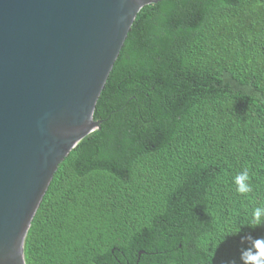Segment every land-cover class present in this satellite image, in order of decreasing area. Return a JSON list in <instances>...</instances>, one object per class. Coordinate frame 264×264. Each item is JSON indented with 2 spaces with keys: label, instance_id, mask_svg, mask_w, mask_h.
I'll return each instance as SVG.
<instances>
[{
  "label": "trees",
  "instance_id": "1",
  "mask_svg": "<svg viewBox=\"0 0 264 264\" xmlns=\"http://www.w3.org/2000/svg\"><path fill=\"white\" fill-rule=\"evenodd\" d=\"M264 0H157L60 163L26 264H221L264 206ZM244 168L253 191L235 192ZM264 238V226H242ZM225 239V240H224ZM224 240V241H223Z\"/></svg>",
  "mask_w": 264,
  "mask_h": 264
},
{
  "label": "water",
  "instance_id": "2",
  "mask_svg": "<svg viewBox=\"0 0 264 264\" xmlns=\"http://www.w3.org/2000/svg\"><path fill=\"white\" fill-rule=\"evenodd\" d=\"M157 0H0V264H26L32 219L93 114L139 13Z\"/></svg>",
  "mask_w": 264,
  "mask_h": 264
},
{
  "label": "clouds",
  "instance_id": "3",
  "mask_svg": "<svg viewBox=\"0 0 264 264\" xmlns=\"http://www.w3.org/2000/svg\"><path fill=\"white\" fill-rule=\"evenodd\" d=\"M232 183L235 185V192L240 195H247L253 191L250 172L247 168L238 172L232 178ZM245 225L251 228L264 226V206L255 207L247 221L240 225L239 231L230 233L239 236L241 247L238 258H229L221 264H264V238H253L250 233H242V226Z\"/></svg>",
  "mask_w": 264,
  "mask_h": 264
}]
</instances>
